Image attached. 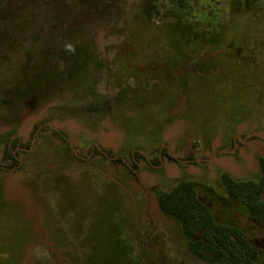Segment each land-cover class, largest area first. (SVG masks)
<instances>
[{
    "label": "rangeland",
    "instance_id": "obj_1",
    "mask_svg": "<svg viewBox=\"0 0 264 264\" xmlns=\"http://www.w3.org/2000/svg\"><path fill=\"white\" fill-rule=\"evenodd\" d=\"M74 1L17 3L60 11L71 10L67 4ZM152 4L151 23L180 25L191 44L180 36L153 44L149 53L161 56L147 61L145 97L122 95L124 112L113 100L107 102L99 131L96 125L78 126L71 149L59 125L45 121L36 127L43 114L72 111L70 100L87 92L86 81L25 60V69L0 87L1 139L20 136L23 144L31 143L18 148L20 166L12 167L0 141V264H208L189 251L180 223L158 204V193L183 179L213 187L200 189L215 198L211 205L223 222L246 231L258 250L256 264H263L264 221L255 222L243 200L229 197L222 174L229 172L236 180H259L262 174L264 0ZM162 30L159 34L166 35ZM129 84L137 87L134 80ZM108 92L117 94L113 87ZM158 114L163 122L153 126ZM147 124L157 136L166 133L140 148L144 157L136 167L138 146L120 145L113 127L133 132ZM196 136L203 146L194 151L189 141ZM166 146L171 156L151 165Z\"/></svg>",
    "mask_w": 264,
    "mask_h": 264
},
{
    "label": "trees",
    "instance_id": "obj_2",
    "mask_svg": "<svg viewBox=\"0 0 264 264\" xmlns=\"http://www.w3.org/2000/svg\"><path fill=\"white\" fill-rule=\"evenodd\" d=\"M84 1L77 0L67 4L71 10L61 7L57 11L54 7L53 10L48 7L46 10L40 8L35 11L26 7L25 4H29L27 2L20 5L17 0H0V87L8 84L7 78L10 75L21 73L25 69V60L36 68L54 69L60 76L72 73L75 77H80V81L87 83V92L80 95L79 99L76 96L75 99L71 98L74 107L72 111L43 114L41 123L36 127L39 129L45 121L59 125L61 133L69 138L70 149V137L78 130V126L81 129L95 125L97 130L101 128L100 124L104 123L101 116L107 102L113 100L118 111L120 109L124 112V109L128 111V107L120 106L122 95H127L128 98L130 92H133L141 99L145 97L148 93L147 61L150 56H161V52L149 53L148 49L153 44L158 46L166 38L177 36L186 40V46L191 44L185 32L178 30L180 25L167 28L151 23L152 0H110L109 3L93 0L91 4ZM32 4H35L34 1ZM37 4L41 5V2ZM57 25L61 30L55 33L53 28H57ZM163 28L167 32L165 37L159 34V30ZM60 60L63 61L62 64ZM210 68L205 71L209 73ZM130 80H134L137 87H131ZM110 87L117 93L115 96L108 92ZM56 88L63 91L60 85H56ZM10 102L11 99L3 104ZM158 116L153 126L159 121L163 122L161 114ZM64 118L69 119L68 124L63 121ZM116 122L115 117L111 125ZM114 129L113 127L112 133L120 145L138 146L133 152L136 167L137 161L144 157L140 148L149 143L155 144L166 133H159L157 136L155 129L148 124L133 132L129 129ZM159 130L161 132L163 128ZM185 132L188 133V129ZM1 138L2 135L0 141L5 144L9 165L20 166L18 148H28L30 141L23 144L20 136H9L4 140ZM189 143L197 151L203 146V139L196 136ZM94 151H97V147ZM164 156H171L168 146L162 148L151 165H159ZM188 156L194 158V154ZM118 160L121 162V158L118 157ZM261 169L259 180H236L229 172L222 174L229 197L232 200H243L253 220L259 224L264 221V201L261 199L264 192V157L261 159ZM202 185L208 190L213 188L197 180L183 179L171 189L159 192L160 209L177 219L189 251L206 263L256 264L258 250L253 246L249 235L238 225L223 222L217 216L211 205L215 198L210 193L203 194L200 189Z\"/></svg>",
    "mask_w": 264,
    "mask_h": 264
}]
</instances>
